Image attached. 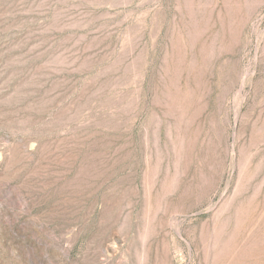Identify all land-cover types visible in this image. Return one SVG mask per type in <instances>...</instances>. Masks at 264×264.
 <instances>
[{
    "label": "rangeland",
    "instance_id": "obj_1",
    "mask_svg": "<svg viewBox=\"0 0 264 264\" xmlns=\"http://www.w3.org/2000/svg\"><path fill=\"white\" fill-rule=\"evenodd\" d=\"M0 264H264V0H0Z\"/></svg>",
    "mask_w": 264,
    "mask_h": 264
}]
</instances>
